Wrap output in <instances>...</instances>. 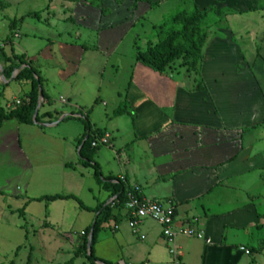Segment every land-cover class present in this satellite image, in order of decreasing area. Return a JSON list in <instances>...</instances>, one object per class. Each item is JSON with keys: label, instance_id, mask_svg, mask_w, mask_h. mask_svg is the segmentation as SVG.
I'll use <instances>...</instances> for the list:
<instances>
[{"label": "rangeland", "instance_id": "rangeland-1", "mask_svg": "<svg viewBox=\"0 0 264 264\" xmlns=\"http://www.w3.org/2000/svg\"><path fill=\"white\" fill-rule=\"evenodd\" d=\"M48 1L28 0L26 6L39 8L47 6ZM147 1L153 2L149 3L151 9L142 19L135 21L134 11H137L140 2ZM210 3L211 0H205L206 7ZM194 6L193 0L100 2L101 17H112L111 28L131 26L116 32L118 41L109 57L106 58L103 53H93L94 61L89 70L78 68L79 75L84 77L76 81V90H70L71 84L54 87L52 97L56 102H59V97L65 100L70 98L71 101L62 105L61 111L65 115H71L72 112V118L47 129L21 127L22 142H26L27 134L30 135L28 152L33 158L34 170L26 193L10 196L14 195L10 185L0 190V264H66L74 257L72 264H89L82 253L77 254V249L83 230L96 216V206L105 199L98 179L116 178L121 171L111 148L114 151L123 149V145L131 140L132 112L124 108L129 104V90L128 97L132 100L146 97L147 101L160 105L168 102L190 104L193 114H197V110H194L197 108L196 103L209 107L212 117L215 116L218 122L221 119L228 133L237 132L243 146L251 144L253 152L247 167H252L251 164L255 162H264L262 11L220 17V8L215 13L213 10L217 7L210 6L212 9L205 24L211 25L207 31L211 40L207 47L204 46L196 69H191L179 59L166 68L163 74H158L136 62L138 52L158 42L157 30L162 24L167 23L176 12L191 11ZM247 7L248 4H240L235 9L245 10ZM26 23L30 28L46 30L43 24L34 26L38 23L35 18H28ZM95 41V34H89L87 42L93 45ZM205 78L216 81L220 86L214 87L213 92L207 91L200 95L199 92H203L206 87ZM53 82L57 83L56 80ZM171 82L175 83L176 90H170ZM177 84H184L191 93L186 90L179 93ZM3 90L1 107L6 103L13 106V98L19 96L18 86L12 83ZM69 102L81 107L79 114L82 121L74 118L78 111L70 108ZM204 107L199 108V111L205 112ZM50 117H40L36 125L55 124L60 119L56 113ZM86 121L94 132L109 133L112 141L109 146H101L97 150H92L90 146L79 155L82 143L79 144L77 138L82 135ZM254 155L256 158H253ZM94 165L98 168L96 175ZM242 181L247 182V193L252 196L247 202H252L257 210L261 205L264 208V170L238 178V182ZM54 195L72 196L79 202L74 199L34 201V198ZM255 213V210L248 213L249 222L255 220ZM122 214L123 220L119 223L111 220L102 225L94 252L105 259L121 254L123 264L135 255L140 242L137 240L139 230L134 234L129 227L128 217L124 216V212ZM244 231L249 232V244H252L251 238L254 241L259 239L257 242L260 244L259 248L252 244L255 255L247 257V260L264 264V230L250 227Z\"/></svg>", "mask_w": 264, "mask_h": 264}, {"label": "crops", "instance_id": "crops-1", "mask_svg": "<svg viewBox=\"0 0 264 264\" xmlns=\"http://www.w3.org/2000/svg\"><path fill=\"white\" fill-rule=\"evenodd\" d=\"M101 1L103 0H49L47 6L30 8L26 6L28 0H0V33H3L0 50L7 58L23 56L41 78L45 98L40 100L38 94L40 105L37 115L47 113L51 116L56 113L60 119L72 118V112L71 115H65L61 111L62 105L71 101L70 98L65 100L59 97V102H56L52 97L54 87L58 84L61 87L71 84L70 90H76V81L84 77L79 75L78 68L89 70L94 61L93 53L99 52L106 58L109 57L118 41L116 32L131 26L111 28L112 17L100 15ZM193 2L194 7L200 11L215 6L217 8L213 12L216 13L220 8V17L258 11L257 0H211L209 7H206L205 0ZM149 3L140 2L137 11L133 10L135 21L142 19L151 9ZM240 4H248V7L236 10V6ZM30 17L38 20L34 26L43 24L46 30L30 28L26 23ZM219 20L217 22L222 21ZM208 27L210 29L211 25ZM93 33L96 41L91 45L87 40L89 34ZM210 40L208 35L205 47ZM5 67V63L0 60V96L4 94L3 88L16 83L19 96L12 100L13 109L16 102L25 98L30 85L13 81L19 71L13 72L6 79L3 75ZM204 81L206 87L203 92H199L200 95L207 91L213 92L214 87L220 86L213 80L205 78ZM177 86L179 93L183 90L191 93L184 84ZM176 89L175 83L171 82L170 90ZM130 92L131 90L128 96ZM128 96L129 104L124 108H129L132 112V135L123 149L114 151L111 148L115 152L114 159H118V168L121 169L116 178H110L111 183H116L123 177L127 185L138 186L142 198L159 201L172 210L174 229L188 226L200 233L202 239L177 237L172 244H167L160 226L153 221L144 220L137 228L140 248L135 250V255L130 257L129 262L124 261L123 264H254L255 261H248L247 257L255 255L252 244L259 248V239L254 241L251 238L252 244H249V232L244 230L250 227L264 230V208L259 203L261 208L257 210L252 202H247L252 198L247 193V182H238V178L242 176L264 170V162H255L256 166L251 164L252 167H247L253 152L251 144L243 146L237 132L228 133L221 119L218 122L215 116L212 117L210 108L201 103H196L197 108L194 110H197V114H193L190 104L168 102L160 105L147 101L146 97L135 101ZM69 103L70 108L78 111L74 118L79 120L81 107L77 103ZM7 105L10 103L3 107L0 105V108L7 111ZM202 107L205 112L199 111ZM50 116L46 118L50 119ZM43 125H20L16 120H10L3 122L0 127V190L10 185L14 192L10 196L26 193L34 170L33 158L28 152L30 135L27 134L26 142H22L21 127L38 126L40 129H47L56 126ZM104 134L110 136L107 132ZM104 194L102 202L106 201V204L115 199L109 198L106 191ZM251 210L256 212L255 220L249 222L247 217ZM120 212L123 213L124 210L119 211L121 217L112 219L115 223L123 220ZM114 213L117 211L114 210ZM240 248L246 249L250 254L245 255ZM170 250H174L175 255ZM94 255L108 264H122L123 261L121 254L111 259H105L96 252Z\"/></svg>", "mask_w": 264, "mask_h": 264}, {"label": "trees", "instance_id": "trees-1", "mask_svg": "<svg viewBox=\"0 0 264 264\" xmlns=\"http://www.w3.org/2000/svg\"><path fill=\"white\" fill-rule=\"evenodd\" d=\"M257 9L264 13V0H258ZM210 10L211 9L200 11L194 7L191 11L180 10L176 12L167 23L162 24L158 28V42L153 46L148 45L144 51L137 53L136 62L158 74H163L166 71V68L179 59H182L191 69H196L197 65L200 63L202 50L208 39L207 31L209 27L205 24V20ZM0 60L4 62L6 66L3 72L6 79H9L13 72L19 71L13 81L19 83L24 82L30 85L29 92L24 96V99L20 100L19 105L9 111L0 108V127L3 122L10 120H16L20 125H33V115L38 104L39 90L41 91L42 98H45L42 90L41 78L24 60L23 56H12L7 58L4 56L2 50H0ZM22 66L24 67L22 68ZM48 116L50 115L47 113L40 116L37 115L35 122H39L38 119L40 117L46 118ZM69 119L70 118L67 117L65 120ZM79 121H82V118H80ZM84 131V134L78 140L79 144L82 143L79 155H81L82 151L91 146L94 135L104 134L92 131V128L87 121L84 122ZM86 137L87 139H85ZM91 149L97 150L98 148L91 147ZM96 166L97 165H94V168L96 169L95 175L98 174V168H96ZM98 182L101 183L102 189L109 193L108 197H115V199L110 204H106L105 201L96 206V216L92 230L90 250L87 251V243L91 225L83 231L82 236L80 237V246L77 249V254L80 255V253H82L89 264H96V262L108 264L95 257L94 247L98 235L102 230V225L112 219H117L120 216L119 211L124 208L126 201V188L119 180H117L116 183H111L110 179H98ZM68 199L78 201L72 196L60 195L40 197L34 199V201L42 202L45 200L46 202H54L57 200ZM114 210H116L117 213H114ZM74 258L66 264H72Z\"/></svg>", "mask_w": 264, "mask_h": 264}, {"label": "built area", "instance_id": "built-area-1", "mask_svg": "<svg viewBox=\"0 0 264 264\" xmlns=\"http://www.w3.org/2000/svg\"><path fill=\"white\" fill-rule=\"evenodd\" d=\"M15 105H19L16 102ZM12 109V105H7L6 110ZM110 143V136L108 134L94 135L91 143L92 148H99L101 146H108ZM126 188V201L124 204L125 216L128 217L129 227L136 233L140 223L144 220H150L158 224L161 228L162 237L167 244H172L177 237H187L191 239H202V235L197 233L194 229L188 226H181L174 229V216L172 210L163 206L159 201L147 200L142 198L141 189L136 185H127L124 178L118 179ZM143 239V237H141ZM245 255H249V251L244 248L239 249ZM172 255H175L174 250H170Z\"/></svg>", "mask_w": 264, "mask_h": 264}, {"label": "water", "instance_id": "water-1", "mask_svg": "<svg viewBox=\"0 0 264 264\" xmlns=\"http://www.w3.org/2000/svg\"><path fill=\"white\" fill-rule=\"evenodd\" d=\"M39 98H40V100L42 99L41 91L40 90H39ZM39 105H40V103L38 102L37 107H36V110H35L34 115H33V123L34 124H36L35 118L37 116V112H38V109H39ZM64 119H66V117H62L57 123H55L53 125H57L59 122L63 121ZM43 126L50 127L52 125H43ZM94 222L91 225V230H90V233H89V238H88V243H87V251L90 250V244H91V237H92V230H93V227H94Z\"/></svg>", "mask_w": 264, "mask_h": 264}]
</instances>
